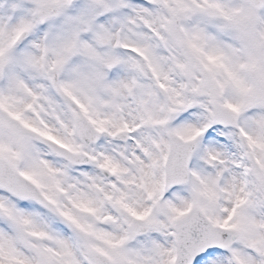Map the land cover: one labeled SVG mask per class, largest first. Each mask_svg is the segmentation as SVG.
Here are the masks:
<instances>
[{
    "label": "snow or ice",
    "instance_id": "6c2138e0",
    "mask_svg": "<svg viewBox=\"0 0 264 264\" xmlns=\"http://www.w3.org/2000/svg\"><path fill=\"white\" fill-rule=\"evenodd\" d=\"M0 264H264V0H0Z\"/></svg>",
    "mask_w": 264,
    "mask_h": 264
}]
</instances>
